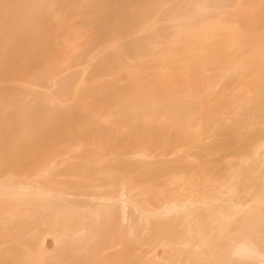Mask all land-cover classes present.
<instances>
[{
    "label": "bare ground",
    "instance_id": "obj_1",
    "mask_svg": "<svg viewBox=\"0 0 264 264\" xmlns=\"http://www.w3.org/2000/svg\"><path fill=\"white\" fill-rule=\"evenodd\" d=\"M87 1L0 0V264H264V0Z\"/></svg>",
    "mask_w": 264,
    "mask_h": 264
},
{
    "label": "rangeland",
    "instance_id": "obj_2",
    "mask_svg": "<svg viewBox=\"0 0 264 264\" xmlns=\"http://www.w3.org/2000/svg\"><path fill=\"white\" fill-rule=\"evenodd\" d=\"M81 1H82V0H81ZM81 1H80V0H76V3H77V4H75L74 7H75V8H76V7H79V9H81L80 6H81V5L83 6V4H84V6H88L87 3H88L89 1H87V0H83L82 2H81ZM86 1H87V3H86ZM78 3L81 4V5H78ZM76 5H78V6H76ZM84 6H83V7H84ZM75 8H74V9H75ZM73 12H76V13H77V11H74V10H73ZM73 12H71V13H73ZM59 13H60V12H59ZM61 13H64V15L61 14V15H62L61 19H60V16L57 14V15L54 16L56 20L54 19V21H53V20H52L53 18L50 20V21H53V22H49V20H48V23H50V24H51V23H57V24H58L59 22H61L62 24H61V23L59 24V25H61V26H56L57 24H53V25H52V24H51V25L49 24V26H48L49 29H47V31H46V29H45V33H44V36H45V37L47 36V35H46L47 33H48V34L50 33L49 35H51L50 40H49V39L46 40V38H44L45 41H52V42H53V40H55L54 43L49 42V43H51V45H52V44L55 45L56 42H57V40H58V42H59V38H60L59 45H60V43L62 42V44H64V45L66 46V47H64V49H65V51H64V49H63V46H64V45H62V48H61L58 44H56L55 46L58 45V46H57L58 51H57V50H56L57 48L54 47V45H53V48H55V49L52 48V50H55V51L57 52V54H55V53H56L55 51H53L54 53L52 52V53H53V54H52L53 56H54V54H55V57L52 56V57H53L52 60L54 59L53 61L56 62L57 65H56V64H55V65L58 66L59 69H61L62 66H63L65 69L62 67L61 70L64 71V72H62V71L59 70L58 68H57L58 70H56V68H53L52 70L58 72L59 74H58V73L56 74V72L53 73V71H52L53 74H56V75H57V76L54 75L55 77L52 75V76L54 77V79L51 78L52 80H55L56 77H58V76H60V75H61L60 77H61L62 79H63L64 76L67 75V74H69L68 76H70V74L73 75V74L75 73L77 76H79V75H81V73H80L79 75H78V73L80 72V70L83 69V68H81V67H86V69H88L87 67H89L88 72L90 73L91 68L93 67L92 65H91L92 67L89 66L88 63H87L88 66H86L87 64L85 65V63L83 62V60H85V57H84V59H82L81 56H83V54H80V53L82 52V49H81V48H82L83 44H87L86 42L90 41V40H89V39H90V38H89V37H90V35H89V34H90V33H89L90 30H89L88 28H86V27L80 25V26H82V27H81L82 29H83V27H84L85 29H83V30L81 29V31L79 30V31H80V33H79V32H78V26H79V23H81V21H80L81 19H80L79 21L77 20V21H78V22H77L75 19H73V18H75V15H72V14H71L72 16L70 17V16H67V15L65 14L66 12H61ZM68 14H69V13H68ZM65 15L67 16V18L70 17V18L68 19V22H67V18H66ZM58 16H59V18H58ZM73 16H74V17H73ZM72 17H73V18H72ZM78 18H80V17H78ZM57 19H59V20H57ZM62 19H64L63 22L66 21L64 25H63ZM70 19H73V21L70 20ZM74 20H75V22H76L75 24H76V25L78 24L77 27H75V25H72V24H74ZM57 21H58V22H57ZM69 21H70V22L72 21V22L70 23ZM44 23H47V21H46V22L44 21ZM66 23H69V24H68L69 26L66 25ZM40 24L42 25L43 23H40ZM47 25H48V24H47ZM47 25H45L46 28H47ZM54 25H55V26H54ZM62 25H63L64 27H63ZM70 25H71V26H70ZM52 26L55 28V30H54V28H53ZM80 26H79V27H80ZM45 27H44V28H45ZM50 27H51V28H50ZM57 27H58V28L61 27V28L58 29ZM68 27H69V28H68ZM52 28H53V29H52ZM63 28H64V29H65V28H66V29L68 28L69 34H67L68 31H65V33H64V30H62ZM66 29H65V30H66ZM79 29H80V28H79ZM71 30H72V31H71ZM76 30H77V31H76ZM84 30H85L86 32H85ZM55 31H56V32H55ZM75 31H76V32H75ZM83 31H84V32H83ZM54 32H55V33H54ZM60 32H61V33H60ZM81 32H82V33H81ZM62 33H63L64 36L62 35ZM74 33H76V34L78 33V34H80V35L82 34L83 36H84V33H86V34L89 35V37H88V35L86 36V38L84 37L85 41H84V39H83V42H82V41H81L82 36H81V39H80V40L78 39V40L80 41V42L78 41V42H79V43H78L77 40H76V42H75V38H74V37L77 36L76 38H78L79 35H78V34L76 35V34H74ZM40 34H41V33H40ZM53 34H54V35H53ZM58 34H59L60 37L58 36ZM38 35H39V34H38ZM42 35H43V34H42ZM49 35H48V37H49ZM61 35H62V37H65V35H66L65 39H66V41L68 40V41H67V44L64 43L65 39H63V38L61 37ZM40 37H43V36H40ZM67 37H68V38H67ZM72 37H73V38H72ZM53 38H55V39H53ZM61 38H62L63 40H62ZM69 38H71V39L69 40ZM87 38H89V39L86 40ZM69 43H70V44H69ZM73 43H74V45H73ZM82 43H83V44H82ZM25 44H26V43H25ZM76 44H77V45H76ZM29 45H30V44H28L27 46L29 47ZM67 45H68V47H67ZM70 45H71L72 47H74V51L72 50V51H73L72 54H70L72 51L69 50V48H70V49H73V48H72ZM25 46H26V45H25ZM27 46H26V47H27ZM59 47H60V49H59ZM77 47H80L81 50H80L79 48H77ZM83 47H86V46L84 45ZM67 48H68L69 51L67 50ZM62 49H63V50H62ZM77 49H79L80 51H79V50L76 51ZM84 49L86 50V48H83V50H84ZM66 50H67V51H66ZM62 51H63V52H62ZM75 51H76V52H75ZM58 52H59V53H58ZM66 52H68V54H69L70 56L67 55ZM78 52H79V53H78ZM60 53H61L62 55H60ZM63 53H64V54H63ZM75 53H76V54H75ZM31 54H32V52H31ZM34 54H36V53L34 52L31 56H34ZM73 54H74V55H73ZM79 54H80V55H79ZM56 55H57V56H56ZM66 55H67L70 59H71V55H73V56H72V59L69 60V58L66 57ZM76 55H77V56H76ZM74 56H75V57H74ZM79 56H80V57H79ZM56 57H57V58H56ZM64 58H66V60H65ZM74 58H75V59H74ZM76 58H79V59H77V60H78L77 63H76ZM80 58H81V59H80ZM57 59H58L59 61H58ZM56 60H57V61H56ZM68 60H69V61H68ZM79 60H80V64H84L85 66H84V65H80V64L78 63ZM53 61H51V63H53ZM67 61H68L70 64H71V61L73 62L72 65L74 66V68H73L72 71H70V70H71L70 67L72 68V65L69 66L70 64L68 63V66H69V67H68V66H67ZM81 61H82V62H81ZM64 62H66V63H64ZM74 62H75V64H74ZM58 64H59V65H58ZM63 64H64V65H63ZM75 65L78 66V67H75ZM79 65H80V66H79ZM60 66H61V67H60ZM54 67H55V66H54ZM90 67H91V68H90ZM67 68H68V69H67ZM76 68H79V69H76ZM54 69H55V70H54ZM67 70H69L70 72H68ZM65 71H66L67 73L64 74V75L62 76L61 73H65ZM73 71H76V72H73ZM77 71H79V72H77ZM88 72H87V76H86V78L89 79V78L91 77V78H92V81H93V77H92V76H89V75H88ZM75 74H74V75H75ZM77 76H76V77H77ZM60 77H58V78H60ZM65 77H66V76H65ZM58 78H57V82H59L58 80H60V79H58ZM74 78H75V77H74ZM78 78H81V77L79 76ZM91 78H90V81H91ZM122 78L124 79V77H122ZM122 78H121V79H122ZM62 79H61V80H62ZM123 79H122V80H123ZM52 80H51V81H52ZM61 80H60V81H61ZM75 80H76V78H75ZM95 80H96V79H95ZM125 80H126V79H125ZM128 80H129V81H128ZM130 80H131V79H127L126 81L129 83ZM182 80H183V79H182ZM133 81H134V80H133ZM133 81L131 80V82H130L129 84H131ZM172 81H173V80H172ZM177 81H178V80H177ZM197 81L200 82L201 79H200V81H199V79H198ZM21 82L23 83V82H25V80H22ZM52 82H53V81H52ZM124 82H125V81L123 80L122 83H124ZM135 82H136V84H137V81H135ZM154 82H156V80H155ZM173 82H174V81H173ZM179 82L182 83V81H179ZM179 82H176V83H178V85H179ZM53 83H54V82H53ZM133 83H134V82H133ZM156 83H157V82H156ZM184 83H185V82H184ZM236 83L238 84V82H233V85H232L231 83H230V84H227V85L229 86V88H231V86H232V88L235 87V89H233V90H235L236 92H238V91H239L238 88L242 89L243 87L241 88V86H243V85L240 84V86L237 87L238 85H237ZM139 84H140V83L138 82V85H139ZM164 84H166V82H165ZM223 84H225V82H224ZM223 84H221V85H223ZM235 84H236V85H235ZM52 85H53V84H52ZM125 85H128V84H126V82H125ZM131 85H132V84H131ZM227 85H226V86H227ZM230 85H231V86H230ZM234 85H235V86H234ZM30 86H31V85H30ZM32 86H33L36 90H42V92H43V91H46L45 89H43V87L46 88V86H44V85H42L43 87L40 85V86L42 87V88L40 87V89H38L39 85H36V86H35V85H32ZM129 86H130V85H129ZM224 86H225V85H223V86H219V88H218L219 92L222 90V87L224 88ZM226 86H225V87H226ZM48 87H49V85H48ZM236 87H237V88H236ZM48 89L50 90V87H49ZM51 89H52V86H51ZM49 90H47V91H49ZM52 90H53V89H52ZM237 90H238V91H237ZM47 91H46V92H47ZM219 92H217V93H219ZM217 93H216V95H217ZM102 112H105V111H102ZM199 112H200V111H199ZM217 112L219 113V111H217ZM220 112H222V111H220ZM203 113L205 114V111H204ZM178 120H179V119H178ZM178 120H177V121L174 120V121H176V123H178V125H181V124H182L181 121H180V123H179ZM109 123H110V122H108V125L110 126L111 124H109ZM106 124H107V123H106ZM174 125H175V123H174ZM178 125H176V126H177V128L179 127V129H180V126H178ZM176 126L173 127V125H171V127L168 126L167 128H169V129H173L172 131H176L177 129L174 130V128H176ZM179 129H178V131L181 132V129H182V128H181L180 130H179ZM170 131H171V130H170ZM178 131H177V132H178ZM152 142H153V141H151V143H152ZM152 144L154 145V143H152ZM133 145H135V148H134V149H136V146H138L137 149L139 150V151H138L139 153H138V154H135V153H134V154L136 155L135 158H137V157L139 158V157H140V159H139L140 161H139V162H142V161H144L145 159H147V161L150 159L149 161L152 162V160H151L152 157H150V155L152 156V153L154 152L153 149L156 150V149L158 148V146H159V145H156V144H155L156 148L153 147V149H151V146H152V145H149V146H150V149L147 147L145 150L149 149V150H147L148 152H150V150H153V152H152V153L150 152V154L147 156V157H149V158H147V157L145 156V159H144V158H143V157H144L143 155H142V156L139 155V154H141L140 151H142L141 148H142L143 150H144V148H143L142 146H141V148H140L139 144L137 145V143H136V144H133ZM179 145H180V144H179ZM92 146H94V145H92ZM92 146H91V144H90V146H89V145L85 146V147L88 148V149L86 148V151L88 150V152H89V151L91 152L92 148H94L96 151H98V152L100 151V153L102 154L101 151H104L103 153H105V152H107V153H111V151H112L111 149H113V148L110 147V146H108L109 148H108L107 146H106V147H102L103 145L100 146L101 149H102V148H106L107 150H109V151H107L106 149H102V150H101L100 147L97 146V145H96V146H97L98 149H97L95 146H94V147H92ZM85 147H83V150H85V149H84ZM181 147H182V146H181ZM181 147H180V148H181ZM182 148H183V147H182ZM182 148H181V149H182ZM90 149H91V150H90ZM99 149H100V150H99ZM137 149H136V150H137ZM178 149H179V146H178V147L176 146V148H175V146H174V147H173L172 154H173V155L175 154V155L177 156V154H176L177 151H176V150H178ZM145 150H144V151H145ZM170 150H172V148H171ZM174 150H175V151H174ZM183 150H184V149H183ZM92 151H94V150H92ZM96 151H95V152H96ZM159 151H160V152H159ZM161 151H162V150H159V148H158V153H160L161 155H163V154H162L163 152H161ZM174 152H175V153H174ZM182 152L184 153L185 150L182 151ZM182 152L180 151V154H181ZM155 153H156V152H155ZM70 154H71V153L68 154V157H69ZM105 155H106V154H105ZM105 155H104V156H105ZM135 155H134V156H135ZM154 155L156 156V154H153V156H154ZM170 155H171V152L169 153V156H170ZM175 155H174L173 157H176ZM181 155H182V154H181ZM181 155L178 154L179 157H180ZM109 156H110V154H108L106 157H109ZM159 156H160V155L157 154V158H158V159L155 158V160H154V158H153V161H156V160L161 161L162 159H164V160L166 159L165 161H167V158H164V157H162V156L159 157ZM169 156L167 155V157H168L169 159H171V160L174 159V158H172V157L170 158ZM171 156H172V155H171ZM178 156H177V157H178ZM106 157H104V158H106ZM131 157H133V156H131ZM161 157H162V159H160ZM165 157H166V156H165ZM179 157H178V158H179ZM183 157H184V158L182 159V161L185 159V156H184V155H183ZM188 157H189V156H187V158H188ZM192 157H194V156L192 155ZM192 157H191V158H192ZM0 158H1V157H0ZM109 158H110V157H109ZM138 158H137V159H138ZM181 158H182V156H181ZM181 158H180V159H181ZM189 158H190V157H189ZM191 158H190V159H191ZM194 158H195V157H194ZM197 158H198V157H196L195 160H196ZM200 158H202V157H200ZM200 158H199V160H201ZM223 158H224V157H223ZM142 159H144V160H142ZM169 159H168V161H169ZM180 159H179V160H180ZM190 159H189V160H190ZM141 160H142V161H141ZM175 160H176V159H175ZM187 160H188V159H187ZM187 160H184V161H185L184 163H186ZM195 160H192V162L194 161V163H196ZM106 161H107V158H106ZM145 161H146V160H145ZM162 161H163V160H162ZM173 161H174V160H173ZM180 161H181V160H180ZM192 162H191V165H193ZM197 162H198V160H197ZM199 162H200V161H199ZM203 162H204V161H203ZM200 163L204 165L205 162L202 163V161H201ZM200 163L197 164L196 166H195V164H194V168L197 167V166L199 167ZM203 165H201V166H203ZM192 167H193V166H192ZM176 176H177V175H176ZM174 177H175V176H174ZM177 177H178V176H177ZM177 177H175V178L178 179ZM175 178H174V179H175ZM176 181H178V180H176ZM179 182H180V185H181V184H182V183H181L182 181H179ZM174 184H175V182L173 183V185H174ZM176 184H177V183H176ZM178 185H179V184H178ZM178 185H177V186H178ZM180 185L178 186V188L180 187ZM175 186H176V185H175ZM181 186H182V185H181ZM173 188H174V187H173ZM178 188H177V189H178ZM180 188H181V187H180ZM48 236H49V235H48ZM48 236H47V237H48ZM47 237H46L45 235H44V237H43V238L45 239V240H44V242H45V243H44V247H46L48 250H50V249L52 248V244H51V241H50V240H51V236H49L48 238H47ZM46 240H47V241H46ZM47 242H48V243H47Z\"/></svg>",
    "mask_w": 264,
    "mask_h": 264
}]
</instances>
